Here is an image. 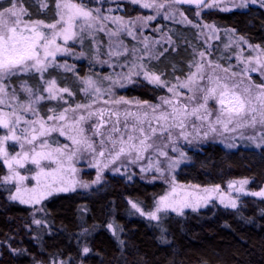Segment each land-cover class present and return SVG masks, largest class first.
Listing matches in <instances>:
<instances>
[{
	"label": "snow or ice",
	"instance_id": "6c2138e0",
	"mask_svg": "<svg viewBox=\"0 0 264 264\" xmlns=\"http://www.w3.org/2000/svg\"><path fill=\"white\" fill-rule=\"evenodd\" d=\"M132 2L139 4L141 0H132ZM259 2L264 7V0H259ZM251 3H257V0H251ZM6 4V7L0 6V129L5 132L4 135H0V166H6L8 172L2 177V182L13 184L15 187V191L9 196L10 200L25 205H38L47 196L57 192L74 191L77 186L88 188L90 186L88 183L77 181L74 178L77 169L73 167V161L82 153L91 154L94 160L97 157L108 156L110 157L108 163H114L122 156L130 157L131 162L136 163L144 159V154L150 151L153 154L167 157V153L161 148V143L165 139L169 143H174L179 138L189 141L190 136L198 138L201 132L203 138H207L210 134L223 136L225 133L236 132H240L243 137L242 130L249 128L255 130L257 126L262 131L248 139L253 142L258 140L259 143L256 146L264 148V84L255 85L250 77L247 83L243 76L237 80V73L206 60V53L203 51L193 53L194 57L196 55L200 57L199 60L190 63V67H194L195 71L190 72L186 80L182 82L177 78V85L168 88L173 98L161 97L160 104L137 101L135 102L136 111L125 108L121 112L116 107L117 105H131L132 103L121 98L104 101L105 104H111V107L93 110L99 98L105 93L111 95V90L102 89L97 80L85 77L78 79H81L83 84L81 90L85 95L93 97L92 103L77 105L75 108H65L58 115H49L47 120L40 118L37 105L41 101L60 100L63 99L64 94L71 95L68 88L57 86L56 79H44L45 74L53 67L73 70L66 63L61 65L56 62L57 54L69 53L66 47L68 41L78 38L83 40L85 35L93 36L96 32H107L106 23L111 22L116 28L115 31L107 32L110 38L108 55L110 57L119 56L123 54L119 51L124 49L123 42L112 38L119 37L121 33L132 36V29L138 22H143L146 26L147 21L155 19L156 16L138 17L136 20L125 21L123 17L103 15L98 8L87 9L82 3H73L72 0H56L57 19L53 23L45 24L43 21H25L24 17L29 13L22 6V0H6ZM180 4H195L199 10L218 9L228 12L231 8L227 5L231 4L233 8L246 7L248 0H241L240 4H236L235 0H211V2L209 0H147L141 6L145 9H155L157 15L163 13L166 19H175L178 11L176 6ZM40 7H48L46 0H40ZM111 11L109 9V12ZM179 15L182 23L192 24L183 12H179ZM196 15L199 16L200 12L197 11ZM193 27L201 29L205 42L208 38H217L218 30L214 25H193ZM205 29L207 32L204 31ZM232 34L234 30L226 33L229 36V44L226 47L233 43L237 47L241 42L246 43L242 37L232 40ZM167 39L171 44V38ZM58 40H62L63 44L58 43ZM152 43L159 44L160 41ZM249 48L256 53L253 59L259 67H251L253 59L243 61L245 75L249 71L256 72L264 68V49L251 45ZM144 51L149 59L158 58L149 47L147 40ZM163 54V52L159 53V55ZM137 59H143V57H137ZM241 59L242 57L238 56V61ZM217 70L223 75L218 74ZM28 72L38 74L41 84L32 88L26 81L22 82L20 90L25 94L26 99L21 101L16 89L12 88L9 91L8 85L4 82L12 76ZM133 75H142L149 84L157 87L167 86L166 82L161 79V75L145 70L143 64L133 62L124 78L130 80ZM104 79L111 80V77H104ZM177 88L187 89L190 95L182 96ZM210 100H214L218 105L215 119H212L213 112L208 107ZM49 111L55 112L54 109H49ZM69 113H71L70 116ZM29 115L34 118L28 119ZM93 118L96 119V123H90ZM49 124L51 126H48ZM85 124L89 127L85 128ZM52 132H59L61 136H66L71 146L65 144L61 147H51L48 139ZM173 133H176L175 137ZM96 137H99L98 142L95 140ZM9 142H12L13 146L19 145L20 151L15 155L7 150L6 145ZM164 146L167 147V145ZM235 146L234 144L229 145V147ZM97 149H99L98 152ZM180 157L183 159L184 153L181 152ZM26 162H30L38 169L32 177L36 181V185L32 188L25 186V181L29 177L21 175L18 170L23 168ZM45 162L51 170H46ZM108 163L103 164L102 167L107 168ZM179 163L180 160H169L168 166L174 168ZM52 165L55 167H51ZM95 166L100 170L97 172L96 180L92 181L93 184L100 182L102 171L99 162ZM148 167L151 168L153 165L150 163ZM156 170L161 171L159 162L156 164ZM246 184L248 180L245 179L230 182L228 187L237 193H242ZM175 192L176 188L173 187L172 193ZM213 194L218 196L220 203L225 207L232 209L238 207L237 199L231 194L224 195L220 192L219 185L204 189L203 194L191 193L179 198L171 193L166 194L161 196L154 208L147 212L135 202L131 203V207L150 221H156L155 226L162 230L161 239L167 242L164 237L166 229L163 225L166 221L163 215L169 210L180 215L183 214L185 208L196 210L201 204H207ZM250 195L264 198V189L251 192ZM33 223L41 225L43 222L34 220ZM107 227L112 230V234L119 243L124 244V241L119 239V232L123 229L119 226L114 227L111 223ZM82 231L84 235L89 234L88 228ZM90 251L88 247L83 248L85 254ZM59 264H64V262L60 261Z\"/></svg>",
	"mask_w": 264,
	"mask_h": 264
},
{
	"label": "trees",
	"instance_id": "16d2710c",
	"mask_svg": "<svg viewBox=\"0 0 264 264\" xmlns=\"http://www.w3.org/2000/svg\"><path fill=\"white\" fill-rule=\"evenodd\" d=\"M41 8L35 0H22L30 21H56V0ZM120 13L134 17L132 4L121 3ZM0 6H7L0 1ZM194 19L193 15H190ZM203 18L219 27L235 30L250 43L264 47V8L251 7L232 12L210 11ZM192 51L178 43L152 62L153 71L165 79L184 77L190 71ZM91 68L80 64L85 78ZM70 79L72 72L66 73ZM162 87L140 80L124 89L128 98L155 103L166 95ZM190 162L178 170V183L200 187L227 186L250 180L252 190L264 186V148L226 149L210 142L190 150ZM7 174L0 166V179ZM168 185L140 178L126 180L108 176L91 191L54 195L40 207L41 225L33 223L32 207L9 199L12 189L0 184V264H264V199L243 198L236 209L208 208L185 215L166 214L162 230L132 210L131 202L150 211ZM119 226L120 244L108 224ZM89 234L84 235L83 229ZM91 251L87 254L83 248Z\"/></svg>",
	"mask_w": 264,
	"mask_h": 264
},
{
	"label": "rangeland",
	"instance_id": "374dc122",
	"mask_svg": "<svg viewBox=\"0 0 264 264\" xmlns=\"http://www.w3.org/2000/svg\"><path fill=\"white\" fill-rule=\"evenodd\" d=\"M4 1V0H0ZM6 1V0H5ZM37 3L40 4V0H35ZM73 3H82L87 9H100L101 13L103 15H110V16H118L123 17L125 21L127 20H136L138 17L144 18L149 16H156L155 19L147 21L146 26L143 22H138L135 27L132 29L133 35L129 36L126 33H121L119 37H113L112 39H119L123 42L124 49H120L123 54L119 56H109V45H110V38L107 35V32L115 31L116 26L112 24L111 22L106 23V29L107 32H96L93 34V36L85 35L84 39H75L68 41L66 47L69 49V53H61L57 54L56 62L63 65L67 64L72 67V71H68L64 67H53L48 70V72L45 74L44 79L50 80V79H56L57 86L60 88H68L71 95L64 94L63 99L60 100H43L40 102L39 105H37L38 111H39V117L47 120V117L49 115H58L60 112H62L65 108H75L77 105H86L92 103L93 97L91 95H85V93L81 90L83 88V84L81 83V79L83 78L80 76L79 68L80 64L83 62L87 63V66L91 68L90 73L87 77H92L93 79L98 81L99 87L102 89H110L111 95L105 93L103 94L98 102L94 105L93 110L99 109V108H108L111 107V104H105L104 101H113V100H119L123 98L125 101L132 102L131 105H125L120 104L116 107L123 112L125 108H130L132 111H136L135 108V102H145L142 100H139L137 98H128L124 95V89L128 86L139 82L140 80L146 81L144 77L141 76H135L133 75L131 79H125L124 76L127 75L129 72V69L132 67L133 62L138 64H143L144 69L151 72L158 74L153 71V65L152 62L154 60H159L168 50L169 48L177 45L178 43H186L190 46V49L192 51V57L191 62L194 60H199L200 57L196 55L194 57L193 53H199L201 51L206 53V60L212 61L213 64H218L224 69H229L230 72L237 73V80L241 78V76L244 77L245 83H247L248 77L251 78V81L255 85H261L264 84V68H260L259 71L251 72L249 71L246 75L243 72V69L245 67V64L243 61H247L250 59H253L256 56V53L252 51L251 48H249V45L255 47L259 45H255L250 43L246 38L239 35L235 30L234 34L231 35L232 40H236L237 37H242L243 41H246V43L241 42L239 47H237L236 44H231L230 46L226 47V45L229 44V36L226 35V33L231 32L232 29L230 28H223L219 27L216 24L212 22H208L203 18V14L210 11H220L218 9H203L199 10L196 6H186V5H177L178 11L175 14V19H166L164 18L163 13L160 15H157L155 9H145L141 6L143 2H147V0H141V3H133L132 0H72ZM128 2L132 4L134 7L138 8L139 13L134 17H126L123 16L120 11L123 10V6L121 3ZM211 2V0H209ZM46 3L48 4L47 0ZM236 4H240L241 0H235ZM23 6V4H22ZM24 7V6H23ZM227 7L231 8V11H237V10H246L251 7H261L259 0H257V3L253 4L251 3V0H248V4L246 7H235L233 8L231 4L227 5ZM109 9L112 11L109 12ZM165 11H169L168 9H165ZM199 11L200 15L197 16L196 12ZM179 12H183L184 16L187 17V20L192 21V24L188 23H182L181 17L179 15ZM224 12V11H222ZM95 14V13H93ZM190 15H193L194 19ZM25 21L32 22L27 19V15L24 17ZM55 22V21H54ZM45 23V22H44ZM53 23V22H52ZM49 24V23H45ZM214 25L217 31V38H208L207 42H205V36L201 35V29L199 27H193V25ZM44 31H47L44 29ZM207 32V29L204 30ZM171 38L172 43H168V39ZM149 43V47L152 49V51L158 56V58H152L149 59V56L145 54L144 51V45L145 41ZM153 41H160L159 44H153ZM58 43L63 44L62 40H58ZM260 49H264V47L259 46ZM125 49L127 51H125ZM167 49V51H165ZM133 50H135V53H133ZM163 52V55H159V53ZM210 53V55H208ZM238 56L242 57L241 60L238 61ZM137 57H143V59H137ZM105 61H107L105 63ZM123 65V67H121ZM190 66V64H189ZM251 67H259L255 64L254 59ZM195 71L194 67H190V71L184 76V77H177L182 82L186 80L187 76L190 72ZM72 72L75 76L74 78L70 79L66 73ZM218 74L223 75L222 72H219L217 70ZM161 75V74H158ZM104 77H111V80H105ZM176 79H165L161 75V79L166 82L167 86H161L164 88L167 92L164 98H173L172 93L168 91L169 87H172L173 85H177L178 81ZM27 82V84L32 87L36 88L41 84V79L38 74L28 72V73H20L18 75L12 76L5 80V84L8 85V90L11 91L12 88H15L19 98L21 101H24L26 99V96L24 93L20 90V85L22 82ZM115 81V83H113ZM177 91L182 96H188L190 93L187 89H180L177 88ZM43 92V89L41 88V93ZM161 98L155 102L150 104H160ZM191 107V106H190ZM208 107L212 109L213 116L212 119H215V113L218 108V105L214 100H210L208 102ZM49 109H54L55 112H50ZM84 114V113H80ZM69 116L71 113L68 114ZM28 119H33L31 115L27 117ZM195 119V118H193ZM90 123H96V119L93 118V120ZM48 126H51L50 124ZM85 128H88L89 125L85 124ZM206 130V128L204 129ZM189 131L191 129L189 128ZM243 131V137H241L240 132L236 133H225L223 136L217 135V134H210L207 138H203L202 132L200 137L190 136L189 141L184 140L183 138L176 139L174 143H169L167 139H165L161 143V148L163 151L167 153V157L159 156L158 154H153L151 151L146 152L144 154V159L137 161L136 163H132V158L122 156L119 160H116L114 163H108L110 160V157L105 156L104 158L93 159V156L89 153H82L79 155L78 158H76L73 161V167L77 169V172L75 173V179L80 182L88 183L90 186L88 188H82L77 186L74 191H91L92 189H96L101 187L105 182L108 176H120L123 177L126 180H133L135 178L144 179L147 181H163L168 185L167 192L164 194H172L174 197L179 198L181 196H184L185 194H203L204 189H211L215 186H209V187H200L198 185L193 184H181L178 183L176 174L178 170H180L185 164L190 162V150L191 149H201L202 146L214 142L217 144H221L226 149H238L240 147L245 148H251V149H263L261 147H257L256 144L259 143L257 140L256 142H253L252 140H249L248 137L255 136L257 132L262 131V129L257 126V128L254 129H244ZM4 130L0 129V135H4ZM174 137L176 136V133H173ZM95 140L98 142L99 137H96ZM48 143L51 145V147H61L65 144L70 145V141L67 140L66 136H61L59 132H52L50 134V137L48 139ZM230 144L236 145L235 147H229ZM164 145H167L165 147ZM7 150L10 154L15 155L17 152L20 151L19 145H12V142H9L7 145ZM175 149V150H174ZM37 150H39V147L37 146ZM99 149H97V152ZM184 153V158L181 159L180 153ZM169 160H180V163L175 166L174 168H169L168 162ZM99 162L101 164V167L103 164L108 163L107 168L102 167L101 171V179L100 182L97 184H93L92 181L96 180L97 172L100 170L95 165ZM159 162V168L161 171L156 170V164ZM152 164L153 167L149 168L148 165ZM46 170H51L50 167L47 166V162H45ZM51 167H55L52 165ZM116 169H119V171H116ZM142 169H146L143 170ZM20 171V174L23 176L29 177L25 181V186L28 188H32L36 185L35 179L32 177L35 176L38 169L35 165H32L30 162H26L23 168L18 169ZM8 174V172H7ZM6 174V175H7ZM71 178V177H68ZM245 180V179H240ZM235 180V181H240ZM248 180V179H246ZM232 181V182H235ZM0 184L10 186L12 189L11 194L15 191V187L13 184H4L2 182V178L0 179ZM250 180H248V184L244 185V192L237 193L234 189H230L227 186L222 187L220 186V192H222L224 195H229L233 198L237 199L238 207L242 201L243 198L247 197H255L264 199L262 197H256L250 195L251 192H258L261 189H264V186L260 190H252L250 188ZM239 186V185H237ZM173 187L176 188V192L172 193ZM73 192V191H68ZM66 192H57L51 196H47L43 201H41L38 205H26L30 206L34 209L36 215L34 220H40L38 218V212L41 210L40 207L43 204L44 201H46L48 198L61 194ZM163 195V196H164ZM17 202V201H14ZM19 203V202H18ZM132 203V202H131ZM21 204V203H20ZM25 205V204H23ZM208 208H225V209H232L230 207H225L223 204L220 203L219 198L216 194H213L212 198L207 204H201L196 210H193L192 208H185L183 210V214L185 215L189 211H201ZM134 212H136L135 209L132 208ZM145 211V210H144ZM147 212V211H145ZM139 214L138 212H136ZM166 214H177L175 212H172L169 210ZM164 214L163 216H165ZM140 215V214H139ZM142 216V215H141ZM147 220H149L146 216H143ZM150 221V220H149ZM153 223H157L156 221H151ZM112 231V230H111ZM56 264H59V262H56Z\"/></svg>",
	"mask_w": 264,
	"mask_h": 264
},
{
	"label": "water",
	"instance_id": "95a60500",
	"mask_svg": "<svg viewBox=\"0 0 264 264\" xmlns=\"http://www.w3.org/2000/svg\"><path fill=\"white\" fill-rule=\"evenodd\" d=\"M182 5H186V6H196L195 4H182Z\"/></svg>",
	"mask_w": 264,
	"mask_h": 264
}]
</instances>
